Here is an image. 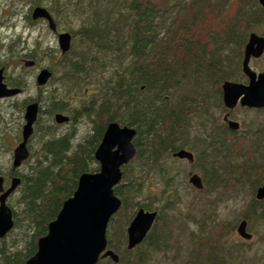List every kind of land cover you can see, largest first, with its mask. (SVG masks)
Here are the masks:
<instances>
[{"label": "trees", "instance_id": "16d2710c", "mask_svg": "<svg viewBox=\"0 0 264 264\" xmlns=\"http://www.w3.org/2000/svg\"><path fill=\"white\" fill-rule=\"evenodd\" d=\"M39 1H47L51 12H57L61 4L64 10L75 6L74 13L83 18L72 31L71 50L81 49L76 58L72 55L63 61L59 71L66 95L91 83L98 85L99 94L87 93L84 103L75 107H69L68 101L63 105L62 98L53 99L47 110L50 123L41 127L39 118L36 121L31 139L36 137L37 142L27 160L34 161L22 175L21 210L14 211L13 230L24 228L25 245L20 249L14 242L4 243L0 264H24L36 252L37 239L47 233L48 223L56 218L64 200L73 194L80 174L100 169L95 152L109 121L137 130V155L123 167L122 180L115 186L122 205L107 229L108 246L119 254V261L102 257L98 264H147L152 253L175 247L183 264H252V250L226 241L236 222L209 221L230 187L243 184L248 186L249 198L236 220H247L248 228L254 223L264 227V199L256 198L264 181V122L234 131L213 117L217 129L208 131L205 101L197 104L187 98V93L194 91L186 88L189 83H207L215 70L221 73L215 80L218 84L221 78L241 76L242 49L250 26L264 24V8L258 0H204L200 8V0ZM224 42L235 44L239 51L236 57L226 51L223 59L228 56L227 66L219 70L223 59H214V55ZM113 50L123 53L121 61L103 56ZM235 58L240 65L236 78L226 72L236 68ZM215 81L207 84L215 86ZM22 84L17 82L20 87ZM219 102L224 108L221 97ZM66 110L72 114L70 129L58 132L60 125L52 116ZM84 117L92 119L94 127L74 146L76 122ZM193 126L202 127V131L193 130ZM181 148L194 152L191 166L204 183L184 204L185 211L180 208L176 175L165 169L163 161ZM161 174L164 187L153 195L147 183ZM140 207L157 210L158 217L145 241L127 249V224ZM190 224L196 225V230ZM7 236L0 240L5 242Z\"/></svg>", "mask_w": 264, "mask_h": 264}, {"label": "rangeland", "instance_id": "374dc122", "mask_svg": "<svg viewBox=\"0 0 264 264\" xmlns=\"http://www.w3.org/2000/svg\"><path fill=\"white\" fill-rule=\"evenodd\" d=\"M98 1L102 2L103 4L105 0ZM42 2L39 0H0V67L5 68V82L10 86H18V81L23 83V90L20 94L8 97H0V173L6 178L10 175V170L13 168L14 149L22 139V130L23 125L25 124V108L29 102H40L41 110L39 113V120L41 121V127H45L48 123H50L49 119H51L50 114L47 112L51 100L62 98L63 105H66V101H68L69 107H75L76 105L79 106L84 103L87 93H98V85L91 83L86 87H83L82 89L84 90L78 89V91L72 92L69 96L66 95V86L61 79L59 71L63 69L62 66L64 64L62 65V62L73 57L72 55H74L76 58L81 48L75 51L71 50L69 54L62 53L59 47L58 34L61 31H68L72 34V31H76L81 25V20H83V18L74 13L75 6L73 9L70 7L69 9L64 10L61 4L57 12L56 10L55 12H52L58 23V31H52L49 28L47 21L42 19L34 20L32 18V12L36 6L42 5L47 7V1L44 3ZM203 4L204 0H200L197 3L199 8ZM70 5H72V1ZM175 24L178 28L179 22H176ZM250 27V32L255 31L260 34L264 33L263 23L258 24V26L255 24ZM165 32L166 31H164V35ZM19 38H21L20 41H18ZM37 41L41 42L42 44L38 45ZM223 45L225 46L221 47ZM218 51H223V53H221L222 56H217ZM226 51L227 53H231V55L236 57L239 49L235 44H226V42H224V44H220V47H218L215 51L216 56L214 55V59L221 57L220 60H222ZM76 52L78 53L75 54ZM104 54L106 57L114 61H121L123 56V53H120V51L116 50H113L112 52L109 51V53H103V56ZM128 54L129 52L124 53L126 56ZM25 59H33L36 63L33 67H25ZM226 59H228V56L223 59L224 61H221V67L219 70L223 66H227V62H225ZM235 62V69L226 70V72L228 71V75H236L240 65L236 58ZM253 67L256 70H264V57L258 59L256 62H253ZM43 68L52 70L55 76L52 77L46 85L38 86L36 78L38 73ZM218 74L221 73H218L216 70L210 74V77L207 78L209 79L207 83L212 84L216 80ZM215 82L217 83L215 86H209L207 83H204L203 85L189 83L190 86L186 88L187 90L191 89L194 91L192 93L186 91L190 96L187 98L194 99L197 104H201L202 99L205 101L203 107L205 109L206 120L204 123L206 124L208 131L217 129V127L214 125L213 117L218 119L220 122L223 121V110L219 105L221 86L217 81ZM63 113L72 116V114H70V112L67 110ZM54 114L52 116V121L56 123L54 120ZM231 115L234 119H237L241 122L243 129L252 123H259V121L264 122V110L258 111L255 109L237 107L231 112ZM193 119L194 118H192V120ZM202 119H200V121ZM59 125L60 127L57 130L58 132H65L70 129L71 126V124ZM36 127L37 126L35 125V128ZM93 127L94 124L92 119L89 117H84L78 120L76 122L77 134L75 135L73 145H77L78 142L82 141L89 133H91ZM201 129L202 127H196L193 130L200 132L202 131ZM36 142V137L30 140V150L32 147H34L33 145H35ZM243 159L244 158L242 157L240 161ZM33 161V159L30 161H25L21 167L17 169L20 176L28 173L30 170V164L33 163ZM163 161L165 169L172 170L174 175H176L175 185L178 187V192L181 198L180 208L185 211L184 204L190 201L191 198L196 194V188L188 181L189 173L194 171L193 166H191V164L186 161L173 159L171 154L166 156V159ZM163 177V174L155 175L150 180L151 183H147V186L149 189H151V193H153V195L162 191L164 187ZM9 182L10 180L8 179L7 184H9ZM140 198H145V195H141ZM248 198V186L239 184L230 187L229 192L225 194L224 201H219L220 205L216 209L213 218H210L209 224H211V222L230 221L236 222L238 225L241 220L237 221L236 218L242 209L244 201ZM20 199V188L8 199L9 205L16 212H20L21 210ZM138 209L139 208L136 209V212ZM130 222L127 224V227L129 226ZM190 227L191 229L196 230V225L190 224ZM236 227L234 233L227 236L226 241L228 245L236 243L244 244L248 250H252V256H254V262L252 264H264V240L261 239L262 234L264 233V227H259L255 223L252 224V226L248 228L253 234V238L251 240H245L241 238L236 231ZM112 228L113 238H116V226ZM23 235V227L15 228L13 232L7 236L5 242L0 240V247H4V243L12 245V242H14L16 246L20 247V249L23 248L25 245ZM185 235L186 234L184 233V236ZM177 254L176 247L173 250L158 251L151 254V258L147 264H183L184 261H182L177 256Z\"/></svg>", "mask_w": 264, "mask_h": 264}, {"label": "water", "instance_id": "95a60500", "mask_svg": "<svg viewBox=\"0 0 264 264\" xmlns=\"http://www.w3.org/2000/svg\"><path fill=\"white\" fill-rule=\"evenodd\" d=\"M264 7V0H259ZM33 19L43 18L48 21L50 29L57 30L55 19L49 10L37 6L32 13ZM71 34L61 32L58 36L62 52L71 47ZM264 52V36L251 33L245 47L243 60L244 72L250 78L249 84L227 81L223 84L224 102L233 108L240 101L248 107H264V72L257 73L250 67L251 57H260ZM27 67L34 65L33 60H25ZM52 72L43 68L37 76V84L45 85ZM4 68H0V97L12 96L21 91L20 88H9L4 82ZM39 103L32 102L26 106L23 139L14 150L13 167H19L29 157L27 142L33 133L34 123L38 118ZM227 119V118H226ZM57 123L69 121V116L57 113ZM229 126L236 130L239 122L229 120ZM137 130L130 126H122L117 121H109L102 140L95 152L100 163L97 172H83L73 194L62 205L56 218L48 223V231L38 238L36 252L26 260L25 264H97L100 256L111 257L119 261V255L107 247V227L111 217L119 210L121 199L115 194L114 187L122 179V166L129 163L136 155L133 139ZM174 157L187 158L193 161L191 151L180 149L173 153ZM189 182L199 189L204 187L202 178L192 173ZM4 176L0 175V238L7 235L14 226L13 210L8 205L9 195L20 185L21 178L14 177L9 188L5 189ZM257 199H264V182L257 189ZM158 212L140 208L131 221L127 232V248L133 249L140 244L152 228ZM238 234L251 239L247 230V220H242L237 227Z\"/></svg>", "mask_w": 264, "mask_h": 264}, {"label": "flooded vegetation", "instance_id": "af4514ba", "mask_svg": "<svg viewBox=\"0 0 264 264\" xmlns=\"http://www.w3.org/2000/svg\"><path fill=\"white\" fill-rule=\"evenodd\" d=\"M232 77H234V78H236V75L234 76H232ZM221 79H223V78H221ZM236 79H238V81H241L242 80V77L240 76L239 78H236ZM19 167H21V166H19ZM19 167H17V168H12L11 170H10V175L7 177L9 180H10V182H9V184H7V178L4 176V175H2L1 173H0V175H2V176H4V179H5V189H7V188H9L10 187V185H11V181H12V179L14 178V177H20L21 178V183H22V176H20L19 175V173H18V171H17V169L19 168ZM15 193V192H14ZM14 193H12V194H10L9 195V197H8V199L10 198V196H12ZM1 194V193H0ZM8 199H7V203H8ZM9 204V203H8ZM12 208V207H11ZM12 210H13V208H12ZM13 214H14V210H13Z\"/></svg>", "mask_w": 264, "mask_h": 264}, {"label": "bare ground", "instance_id": "6f19581e", "mask_svg": "<svg viewBox=\"0 0 264 264\" xmlns=\"http://www.w3.org/2000/svg\"><path fill=\"white\" fill-rule=\"evenodd\" d=\"M179 132V131H178ZM213 180V179H212ZM143 262V261H142Z\"/></svg>", "mask_w": 264, "mask_h": 264}]
</instances>
